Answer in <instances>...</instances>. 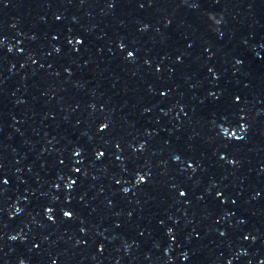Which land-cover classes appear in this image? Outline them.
Segmentation results:
<instances>
[{
	"label": "snow or ice",
	"instance_id": "6c2138e0",
	"mask_svg": "<svg viewBox=\"0 0 264 264\" xmlns=\"http://www.w3.org/2000/svg\"><path fill=\"white\" fill-rule=\"evenodd\" d=\"M141 179H143V178H141ZM66 215H68V214L66 213Z\"/></svg>",
	"mask_w": 264,
	"mask_h": 264
}]
</instances>
